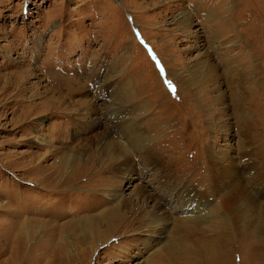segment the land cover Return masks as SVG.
Wrapping results in <instances>:
<instances>
[{
	"label": "rangeland",
	"instance_id": "rangeland-1",
	"mask_svg": "<svg viewBox=\"0 0 264 264\" xmlns=\"http://www.w3.org/2000/svg\"><path fill=\"white\" fill-rule=\"evenodd\" d=\"M224 1L198 0L213 25L186 29L189 0H0V264H173L182 225L208 228L187 250L225 236L208 264H264V0H235L230 37ZM248 50L256 101L239 115Z\"/></svg>",
	"mask_w": 264,
	"mask_h": 264
},
{
	"label": "bare ground",
	"instance_id": "bare-ground-1",
	"mask_svg": "<svg viewBox=\"0 0 264 264\" xmlns=\"http://www.w3.org/2000/svg\"><path fill=\"white\" fill-rule=\"evenodd\" d=\"M179 1L182 2L183 0H179ZM189 1L193 4L192 9L187 11V12L182 11L181 12V17L179 19H177L176 21H174V22H177L179 25L182 24L183 27L186 28V29L191 27L192 21H193L194 18L200 19V21L202 23L201 27H204V25H210V26L213 25L212 21L215 19L216 16H215L214 10L212 9V6L208 5V4H202V3L199 4L198 0H189ZM222 1L223 0H221V2ZM257 1L258 0H252L251 2L256 3ZM224 2H226V4H227L226 5L227 6L226 7L227 11L225 12L226 14L224 15L225 16V21L221 22L219 24L216 23L215 25H216L217 29L220 28V30H219L220 31V35L225 33L226 34L225 36H227V33H229V32H232L233 34H235L237 32V29L235 30L234 24L232 22H230V19H232V18H230V16L233 14L234 7H235L237 1H235V0H225ZM262 2H263V0H262ZM243 7H245V6L243 5ZM195 31H197L196 32L197 35L200 32L199 29H197ZM230 36L231 35H228L227 37H230ZM255 36H257V35L255 34ZM193 37L195 39H197L195 34L193 35ZM257 39H259V38H257ZM257 39H255V40L257 41ZM214 40L211 41V46L215 47L214 49H216L217 46H214L215 45ZM197 44H199V41H197ZM236 44H237V42L235 44L232 43L229 48L226 47L225 51H227L229 49H233V46H235ZM249 55H251L249 50L247 51V55L239 56V54H238V56H237L238 57V61H239L240 65H241V70L239 69L240 73H238L236 70H233L234 74H231L232 82H233V85H234L233 89H231V94H232V99H233V104H234L233 107H234V109L236 110V112L239 115L245 114L247 112V107L250 106V103H253L254 99L256 101V98H255L256 97L255 84H256V79L258 78V76H257V64H256V62L253 59H251L249 57ZM229 58L225 59V65H226L225 66V71H227V72H230L232 70V68L230 66L231 60ZM234 58H235V56H234ZM249 59H250V62H247V61H249ZM246 62H247V64H245ZM243 64H245V66H242ZM209 71L211 72V69H209ZM195 74H197V73H194L193 75L190 74L188 76V78L190 80H192L191 78L196 76ZM229 79H230V76L228 75V81H229ZM179 80H180L181 84L186 82L185 79H183V76H181V79H179ZM180 86L181 85L179 84L178 87H180ZM107 88H108V86L105 87V89H107ZM95 93H96V91H95ZM113 110H115V112L113 113L114 118L116 119L115 122H119L117 118L120 115L118 113H120L121 111L117 110V107H114V109H111V111H113ZM115 125H116V123L115 124L113 123V125H112L113 129L115 128ZM88 136H90V135H88ZM89 142H91V140ZM92 144H94V141H93V143H91L89 145H92ZM151 151L149 149H144L142 156H140V159H142L145 162V164H146L145 168H147V169H153L154 166L158 163L157 159H156V158H158V153L156 154V153H153ZM124 160H127V155L124 156ZM167 173L169 174V172H167ZM163 176H164V174H162L161 177L163 178ZM166 184H168V182ZM173 190H176V189H173ZM167 192H168V190H167ZM186 192L187 193H185V194H187V197L189 199H187V201L185 203L186 204L185 206H187L188 204H190V203L194 202L195 200H197L196 198H190V192L187 191V189H186ZM144 198H145V200H143V201H145L144 203H147V201H148L147 197H144ZM159 199H161V198H159ZM163 199H164V197H163ZM149 200H151V199H149ZM153 201H155V198H154ZM120 203L123 206H126V207L130 206V208H133V206H132L133 202H132L131 196L130 197H128V195L127 196H123L120 199ZM153 204H154L155 209H157V210L154 211V213L156 212V214L159 215V214H162V213L165 212L164 210L160 209V208H163V207L160 205L159 201L158 202L157 201L153 202ZM159 209L161 210V213H159L160 212ZM110 213L114 216V218H115L114 222L115 223H116L117 219L120 218L118 222H120L122 224V223H124V221H126V219L128 217L124 211L121 214H118L117 208L111 209ZM151 216L152 217H150V220H152L153 222L156 223L158 221L156 215H151ZM159 216H161V215H159ZM203 218H205V217H203ZM191 221H193V220H191ZM115 223L111 222L109 225L114 226ZM214 224H215L214 225L215 229L221 228L222 231L225 232V221L224 220L218 221V222H216ZM147 226H149V223L146 225V227ZM157 226H159V225H156L154 228H156ZM206 227H208V226H206ZM194 228L195 227H192V226L182 225L181 228L176 229L175 232L177 233V236H175L174 239H175V241H178V242L173 244L172 247L170 248V252L173 251V253L168 252L169 259H171L173 261V264H204V263L208 264L209 257L215 251L219 252L221 249H223L225 247V236H220L221 238H216L215 242H214V239L212 240L213 244H211L210 240L206 238L205 242L200 243V246L197 249H195V250L194 249L187 250V248H189V247H184L182 245V243H183V241L192 242V241L195 240V238L197 237V235L199 233H197V231L194 230ZM200 228L201 229L199 230L200 231L199 235H200L201 238H203V236H205V233H207L208 228H204V227H200ZM156 229H158V228H156ZM199 240L202 241L200 238H199ZM169 246H170V244H169ZM178 252H179V255H174V254H178ZM180 255L183 256V257H180ZM162 258H163V255H160V257L156 258L154 263L157 260H160Z\"/></svg>",
	"mask_w": 264,
	"mask_h": 264
}]
</instances>
